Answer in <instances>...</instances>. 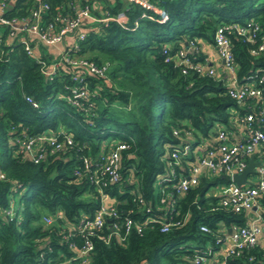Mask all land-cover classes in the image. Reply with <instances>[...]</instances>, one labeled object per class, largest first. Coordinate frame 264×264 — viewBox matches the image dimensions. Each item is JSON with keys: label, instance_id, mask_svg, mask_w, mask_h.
I'll list each match as a JSON object with an SVG mask.
<instances>
[{"label": "trees", "instance_id": "obj_1", "mask_svg": "<svg viewBox=\"0 0 264 264\" xmlns=\"http://www.w3.org/2000/svg\"><path fill=\"white\" fill-rule=\"evenodd\" d=\"M44 1L49 5L46 18L54 20L58 15L75 16L77 6L94 0ZM100 1L104 12L92 9L94 14L123 12L127 20L124 24L89 22L78 41V55L108 63L107 80L87 77L91 89L87 109L63 98L62 81L71 83L65 74L45 79L39 62L21 42L0 40V264H192L196 248L214 243L213 231L220 222L246 223L244 212L210 209L219 202L211 188L228 177L204 169L199 182L176 200L181 214L190 212L186 223L165 232L160 229L158 176L169 166L168 154L182 144L173 130L192 132L191 150L201 140L215 147L217 128L233 127L232 111H247L227 94L222 76L192 68L183 73L166 56L196 46L191 58L203 61L206 56L198 40L214 43L221 24L247 25L253 20L259 26L253 41L234 30L228 36L239 82H256L262 91L259 100L247 101L264 103V50L253 52L264 37V0H149L166 12L163 21L160 14L134 0ZM35 4L34 0H13L6 15H25ZM44 133H71L73 142L54 152L43 143L46 151L38 162L19 151L20 140ZM108 136L129 147L121 151L118 180L105 190L118 208L120 221L126 212L144 226L141 232L132 228L124 242L114 237L110 242L102 240L99 236L107 234V228L96 232L88 261L82 263L77 250L68 247L69 241L82 244L81 233L76 229L66 240L63 227H76L79 219L92 218L100 206V194L90 182L83 159L88 158L90 170L94 169L101 148L110 143ZM192 159L189 154L180 155L178 162H172V180L187 173ZM75 171L81 172L79 179ZM259 200L264 220V195ZM45 216H51L52 222L45 223ZM201 224L212 231H201Z\"/></svg>", "mask_w": 264, "mask_h": 264}, {"label": "built area", "instance_id": "obj_2", "mask_svg": "<svg viewBox=\"0 0 264 264\" xmlns=\"http://www.w3.org/2000/svg\"><path fill=\"white\" fill-rule=\"evenodd\" d=\"M12 1L0 0V26L5 28L0 32V40L7 44L14 40L21 42L25 51L33 55L39 62L40 72L45 79L52 80L57 75L65 74L71 83L62 81L66 88L62 93L63 98L72 106L87 109L88 104L85 103L88 102L91 95L87 77L93 76L107 80L108 63L98 64L78 55V41L84 38L89 22L116 20L124 24L127 17L123 12L114 16L105 13L94 14L92 9H95L93 3L96 0L90 5L77 6V13L71 18L61 15L56 16L54 20L46 18L49 5L44 0H34L36 4L25 15L9 17L6 12L11 7ZM134 1L150 7L160 14V20L167 19L166 12L152 5L149 0ZM149 17L152 18L151 15ZM258 29V24L253 20H249L247 25L221 24L217 27L213 37L215 50L223 61L225 76L222 78L227 86V94L238 104L249 102L245 105L247 111L240 119L247 131L245 138L233 140L232 129L218 127L215 147H208L205 140H201L191 150L190 142L194 140L192 132L185 129H174L173 134L182 141L181 148H175L168 154L171 158L169 166L164 174L158 176V205L163 212L157 221L160 223L161 231L165 232L186 223L190 212L186 210L181 214L179 208L176 207V200L199 182V176L204 169L228 177L227 182L211 188V192L219 196V202L218 206H212L210 209L222 208L245 213L247 219L245 224L226 225L220 222L216 226V230L213 231L214 243H208L203 248H196L191 256L192 264H264V220L259 200V197L264 195V103L257 105L250 100L247 101L248 98L259 100L262 91L256 82L248 84L239 82L231 41L228 36L229 32L234 30L237 34L246 35L249 40L253 41ZM68 37L69 39H67ZM193 48L196 46L180 48L173 56L167 55L166 60H173L176 65L181 67L183 73H186L188 68H192L207 75H217L215 68L208 64L207 58L203 61H195L191 58L190 54ZM258 50H264V37L258 44V48L253 49V52ZM26 99L33 106L37 105L30 96H26ZM23 136L26 135L23 134ZM72 142L73 135L71 133L61 136L44 133L38 136H29L23 141L20 140L19 151L30 154L34 161L38 162L46 151L43 143L50 145V151L54 152L62 150L66 144H72ZM109 142L98 153L97 166L94 169L90 170L91 161L88 158L83 159L90 182L100 194L99 208L92 218L79 219L76 227H63V230L67 232L63 234L66 240L74 234L76 229L81 233L82 244L77 246L75 242L69 241L68 247L77 250V257L82 258V263L88 261V254L94 247L92 236L96 232L107 228V234L99 236L102 240L110 242L114 237L119 242H124L132 228L141 232L144 226L143 222L133 219L126 212L123 214V220L120 221L121 216L118 208L105 190L112 182L118 180L121 151L129 147V144L121 139H113ZM256 150L261 152L262 159L255 166L254 177L251 179L248 177L251 183L238 185L233 179L234 173L244 169L250 155L254 154ZM187 154L193 156V159L187 163V173H182L172 180V176L174 177L172 162H178L180 155ZM75 173L77 174L76 179H79L81 172L75 171ZM0 177H3L2 173H0ZM167 180H169L168 183L163 182ZM137 196L138 201L144 204L142 195L137 194ZM10 210L11 208L7 212ZM52 220L51 216L44 217L47 224ZM199 228L203 232L212 231L207 224H201Z\"/></svg>", "mask_w": 264, "mask_h": 264}, {"label": "crops", "instance_id": "obj_3", "mask_svg": "<svg viewBox=\"0 0 264 264\" xmlns=\"http://www.w3.org/2000/svg\"><path fill=\"white\" fill-rule=\"evenodd\" d=\"M94 7L95 10H100V12H103V8H104V3L100 0H96L94 3ZM69 39V37L67 38ZM201 46V50L204 53V55L206 56L205 58L208 59V64L212 65L217 73V76H225V71H224V67H223V61L221 59V57L217 54L214 44L208 42L207 40H198ZM249 102H245L244 104H240L243 105L245 107V105H247ZM232 118L230 117L231 120V124H232V139H244L247 131L245 129V125L241 122V117L243 115L240 114L239 112H237L236 110H234V112L232 113ZM262 159V155L261 152L259 150H256L254 152V160L259 161ZM249 179H251V175L248 176Z\"/></svg>", "mask_w": 264, "mask_h": 264}, {"label": "water", "instance_id": "obj_4", "mask_svg": "<svg viewBox=\"0 0 264 264\" xmlns=\"http://www.w3.org/2000/svg\"><path fill=\"white\" fill-rule=\"evenodd\" d=\"M260 161L254 160V154H251L247 165L244 167V169L241 172H236L233 175L234 181L240 185L243 183H251L250 180L248 179V176L255 173V166L258 165ZM230 231V228H229Z\"/></svg>", "mask_w": 264, "mask_h": 264}, {"label": "rangeland", "instance_id": "obj_5", "mask_svg": "<svg viewBox=\"0 0 264 264\" xmlns=\"http://www.w3.org/2000/svg\"><path fill=\"white\" fill-rule=\"evenodd\" d=\"M4 26H0V32L4 31ZM47 50V49H46ZM107 141H112V137L108 136L106 137ZM251 177H254V174H251ZM17 196L15 197V200H14V206H17ZM193 244L195 243L194 241L192 242Z\"/></svg>", "mask_w": 264, "mask_h": 264}]
</instances>
